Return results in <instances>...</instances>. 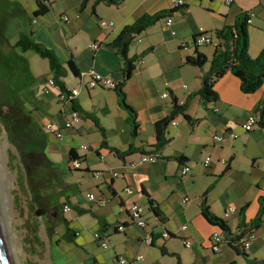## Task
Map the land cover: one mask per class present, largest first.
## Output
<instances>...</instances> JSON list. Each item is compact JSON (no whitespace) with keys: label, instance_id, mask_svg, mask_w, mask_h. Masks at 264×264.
<instances>
[{"label":"crops","instance_id":"1","mask_svg":"<svg viewBox=\"0 0 264 264\" xmlns=\"http://www.w3.org/2000/svg\"><path fill=\"white\" fill-rule=\"evenodd\" d=\"M11 1L19 2L30 16L37 9L38 0ZM172 1L123 0L120 5H108L97 0H49L48 12L33 20V39L53 50L63 65L72 57L81 74L94 71L121 83L125 61L112 42L124 27L142 16L172 10ZM184 1L185 7L170 15L171 27L166 26L164 18L127 49L129 60L137 57L123 87L126 102L137 113L140 125L137 137L132 136L129 114L120 105L116 90L82 88L78 96L69 99L56 84L49 85L53 74L48 61L39 55L42 60L29 57L37 79L34 87L37 107L31 108L32 115L44 130L52 122L63 133L58 139L46 132L48 157L54 166L67 163L71 169L70 150L74 148L82 162V169H71L74 182L69 185L74 186V194L66 195L56 211L57 220H49V230L60 219L69 221L77 252L74 258L80 264H120L117 257L127 259L130 264H247V257L227 243L220 252L212 251L211 236L223 232L204 218L201 203L203 194L208 192L210 211L223 219L234 235L240 234L243 217L249 223L259 213L264 198V127L246 132L242 125L254 113L261 118L257 108L264 98V84L256 92L246 94L237 77L225 74L214 87L217 101L204 105L195 96L189 102L187 114L197 120L193 128L183 115L172 121L176 125L170 123L167 129L170 142L153 163H139L142 155L139 152L121 158L110 149L126 151L133 145L148 150L156 144L155 125L171 113L174 100L182 105L201 87L202 70L187 65L186 58L198 50L210 61L220 44L216 31L233 26L239 14L254 13L249 27L250 56L256 58L264 49V0H234L231 4L227 0ZM101 20L113 22L114 27L102 30ZM200 29L212 37V45L195 46L193 38ZM93 44L99 48L92 49ZM208 69L209 63L204 71ZM64 83L69 91L79 87L80 79L68 72ZM165 93L169 97H163ZM73 101L83 112L96 117L100 127L83 116L73 129H63L74 112ZM234 134L237 138H233ZM216 136H222L223 140L217 141ZM104 140L109 147L103 146ZM83 145L88 148L83 149ZM179 157L185 158L183 164L191 168L186 176L181 175L183 166L177 160ZM207 157L212 163L206 168L203 162ZM93 172H100V177L95 178ZM126 187H131L133 193L127 194ZM87 193L104 199L106 204L90 201ZM185 198L189 200L184 202ZM150 200L158 206L164 222L154 215ZM66 203L72 206L74 215L63 212ZM134 203L147 220L146 228L138 227L129 216L128 208ZM229 207L235 211L225 217ZM43 208L45 215L49 210L55 212L51 207ZM120 224L125 226L123 233L116 231ZM165 232L169 238H163ZM96 233L108 238L107 249L100 247ZM245 239L251 243L245 249L248 258L264 259V217L261 226ZM186 240L191 242V248L185 247ZM137 256L142 260L137 261Z\"/></svg>","mask_w":264,"mask_h":264},{"label":"trees","instance_id":"2","mask_svg":"<svg viewBox=\"0 0 264 264\" xmlns=\"http://www.w3.org/2000/svg\"><path fill=\"white\" fill-rule=\"evenodd\" d=\"M97 1L104 2L108 5H120L123 0ZM49 4L50 2L45 4L42 0H38L37 9L30 16L19 2L0 0V123L7 133L10 144L16 150L21 166L28 179H31L37 173L38 169H54V163L46 153L48 143L46 130L36 122L32 115L31 108L37 107L36 94L34 92L37 79L31 70L29 59L24 53L34 51L42 59H46L49 63L50 71L53 74L55 84L64 93H68L64 83L68 72H71L75 77L81 76V72L72 57L65 66L60 62L57 54L53 50L37 43L33 39V20L47 13ZM174 11L176 9L154 15L142 16L132 25L124 27L112 42V45L121 53L125 46L128 49L132 42L149 27L163 20L168 15H171ZM21 15H27L28 24L19 23V16ZM248 19L247 13H241L236 17L233 26H227L222 30L216 31V38L220 41V44L216 47L215 53L210 61L198 50H196L194 56L186 58L185 63L187 65L195 66L202 70L201 87L194 95L189 96L182 105L177 100H174L171 113L155 125L157 141L154 146H151L148 150L136 148L133 145L126 151H120L116 148L110 149L121 158L136 152L152 154L160 158V152L170 142V138L167 135V129L170 123L176 116L183 115L193 128L197 120L187 114L189 102L195 96H199L204 105L217 101L218 95L214 89L215 84L227 73H231L240 80L241 90L246 94L254 93L260 89L264 84V49L256 58L250 56V25L248 24ZM143 55L144 53L141 56ZM122 58L125 61L123 70L124 79L121 83L117 84L114 90L117 92L120 105L129 114L132 136L137 137L140 130L137 113L126 102V96L123 90L124 83L130 78L134 69V64L129 66L128 63L130 61L134 63L137 57L133 60H129L124 56ZM208 63L209 69L204 71ZM73 109L79 112L82 117H90L100 127L99 120L91 114L83 112L75 101H73ZM257 112L261 115L259 126L264 127V98L259 104ZM101 131L105 138L104 130L102 129ZM103 146L109 147L105 140ZM77 159L81 160L73 148L70 150V162ZM177 160L181 164L185 162V158L183 157H179ZM207 194L208 192L203 194L201 203V213L204 218L209 223L220 227L226 243L235 249L237 253L247 257V264H264V259H249L243 247V242L246 240H244V237L252 234L262 224L264 217V198L261 200V208L256 218L246 223L243 217L240 224V234L234 235L231 233L227 223L210 211ZM150 208L160 221H165L163 214L152 200H150ZM36 213L39 217L45 215L43 209H38ZM47 232L50 234L53 233L52 230H48ZM161 251L166 253L165 248H161Z\"/></svg>","mask_w":264,"mask_h":264},{"label":"rangeland","instance_id":"3","mask_svg":"<svg viewBox=\"0 0 264 264\" xmlns=\"http://www.w3.org/2000/svg\"><path fill=\"white\" fill-rule=\"evenodd\" d=\"M19 23L28 24L27 15L19 16ZM24 55L42 60L34 51ZM73 182L74 171L67 163L54 169H38L28 179L0 123V216L4 218V224H0L8 233L13 264H80L74 258L77 252L69 221L60 219L51 227L53 233L47 232L49 220H57L56 211L66 195L74 194V186L69 185ZM43 207H51L55 212L49 210L47 215L39 217L36 211ZM70 214L74 215V211Z\"/></svg>","mask_w":264,"mask_h":264},{"label":"built area","instance_id":"4","mask_svg":"<svg viewBox=\"0 0 264 264\" xmlns=\"http://www.w3.org/2000/svg\"><path fill=\"white\" fill-rule=\"evenodd\" d=\"M45 4H47L49 2V0H42ZM234 0H227L228 4H231ZM173 9H179V8H183L185 7V1L184 0H173ZM248 14V24L251 25L252 24V19L254 17V13L252 11H250ZM64 19L67 21L69 20V18L64 17ZM165 24L167 27H171L173 24V19L170 15H168L165 18ZM99 26L102 30H108L114 27V23L113 22H108L105 20H101L99 22ZM193 42L195 44L196 47H202V46H207V45H212L213 44V39L212 37L206 33L203 29H200L198 31V33L196 34V36H194L193 38ZM92 49L97 50L99 48L98 44H93ZM80 79V85L79 87H73L71 88L68 93H67V98L69 99H73L74 97L78 96L80 93V90L82 88L85 89H95V88H105V89H115L118 82H116L112 76H105L99 73H96L94 71L88 72V73H83L81 74V76L79 77ZM50 86H54L55 82L54 79H52L49 82ZM163 97L167 98L169 97L168 93L163 94ZM82 120V116L80 115L79 112L74 111L72 114V117L67 120L64 125L62 126L63 129H73L77 124H79ZM260 124V118H259V114L258 113H254L252 115L249 116V118L246 120V122L242 125L243 129L246 132H250L252 130H254L256 127H258ZM172 125H176V122H172ZM45 130L48 134H51L53 136H55L58 139H61L63 137V133L61 132V128H59L57 125H55L52 122H49L46 126H45ZM233 138H237V135H233ZM215 139L217 141H222L223 137L222 136H216ZM83 149H87L88 147L86 145L82 146ZM158 159V157L156 155H150V154H142L139 160V163L141 164H145V163H153ZM212 160L210 157H207L204 162L203 165L207 168L211 165ZM223 164H226L227 162L225 160H222ZM135 164H132V166H134ZM182 170H181V175L182 176H186L190 173L191 168L185 164H182ZM70 167L72 170H80L82 169V162L80 159L77 160H73L70 162ZM100 172H93V175L95 178H99L100 177ZM113 176H120V174L118 173H113ZM124 191L127 194H132L133 193V189L131 187H126L124 189ZM86 198L89 199L92 202H96L100 205H105L106 201L104 199H98L95 194L93 193H87L86 194ZM189 199L185 198L184 202H187ZM63 212L65 214H68L72 211V206L69 203H66L62 206ZM235 209L233 207H229L224 215L225 217H228L230 214L234 213ZM128 212H129V216L132 220L133 223H135L138 227L140 228H146L147 227V220L145 219V217L142 214V211L140 209V206L137 205L136 203L132 204L129 208H128ZM183 229H187V225L183 226ZM116 231L123 233L125 231V226L120 224L116 227ZM170 235L165 232L163 233V238H169ZM95 239L98 241V243L100 244V247L102 249H107L109 247V240L107 237H103L102 235H100L99 233L95 234ZM224 243H226L224 236L221 233H214L211 238H210V247L212 249V251L214 253H218L220 252L221 248L223 247ZM184 245L186 248H191L192 244L190 241H184ZM251 243H250V239H246L243 242V247L244 249H248L250 247ZM137 261H141L142 257L141 256H137L136 257ZM116 261L120 264H130L129 261L123 257H117Z\"/></svg>","mask_w":264,"mask_h":264},{"label":"water","instance_id":"5","mask_svg":"<svg viewBox=\"0 0 264 264\" xmlns=\"http://www.w3.org/2000/svg\"><path fill=\"white\" fill-rule=\"evenodd\" d=\"M121 54L127 58V47L125 46L122 51ZM133 64V62H129L128 65L131 66ZM0 264H13L12 262V258L10 255V250L6 245V242L2 236V228H1V224H0Z\"/></svg>","mask_w":264,"mask_h":264},{"label":"bare ground","instance_id":"6","mask_svg":"<svg viewBox=\"0 0 264 264\" xmlns=\"http://www.w3.org/2000/svg\"><path fill=\"white\" fill-rule=\"evenodd\" d=\"M0 223L2 225L4 224V218L2 216H0ZM2 236H3V238H4L5 242H6V245L8 247V243H7V241H8V233H7L6 229L2 230Z\"/></svg>","mask_w":264,"mask_h":264}]
</instances>
